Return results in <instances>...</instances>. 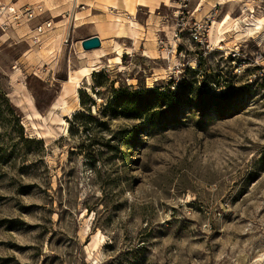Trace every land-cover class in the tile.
<instances>
[{"label":"rangeland","instance_id":"obj_1","mask_svg":"<svg viewBox=\"0 0 264 264\" xmlns=\"http://www.w3.org/2000/svg\"><path fill=\"white\" fill-rule=\"evenodd\" d=\"M176 2L128 19L97 0L127 38L95 54L69 1L0 0V264H264V0ZM156 88L183 96L110 110L114 91Z\"/></svg>","mask_w":264,"mask_h":264},{"label":"crops","instance_id":"obj_2","mask_svg":"<svg viewBox=\"0 0 264 264\" xmlns=\"http://www.w3.org/2000/svg\"><path fill=\"white\" fill-rule=\"evenodd\" d=\"M68 1V0H67ZM78 6H81L79 10H73L76 7L71 8V18L70 22L74 20H77V15L79 16V19H82V21L79 23L78 26H87L88 33L82 38H87L90 36H97L101 41L100 49L102 48L104 41L108 40L110 38L114 39H121V38H127L126 32H124L127 27H120L119 24H114L108 19L107 12L103 9L97 7L96 4L97 0H77ZM163 2V0H140L139 4L137 5V9H146L147 12V18L153 17V12L156 9V6ZM218 0H216L214 5H220L217 3ZM115 4V3H114ZM107 7V6H106ZM108 7L109 10H117L118 8ZM111 11V12H112ZM138 11H136V14ZM127 14V13H126ZM128 15V14H127ZM76 16V17H75ZM134 16L128 15V19H132ZM117 22V21H114ZM121 31L120 34L118 32ZM81 42V41H80ZM100 49H93V50H100ZM93 50L90 51H82L84 52H94ZM98 51H96L95 54H97Z\"/></svg>","mask_w":264,"mask_h":264},{"label":"trees","instance_id":"obj_3","mask_svg":"<svg viewBox=\"0 0 264 264\" xmlns=\"http://www.w3.org/2000/svg\"><path fill=\"white\" fill-rule=\"evenodd\" d=\"M184 87V84H183ZM149 93L150 95H154L157 100L160 102V106L166 105L169 108H174L178 103L179 99L183 96L181 90L180 91H171L168 89L167 91H160L156 88L154 90H139L137 92H132L129 90H117L114 91L113 95V102L114 107L110 108V110L114 114L122 115L124 118L128 119H136L141 115L140 110H146L150 103H147V100L141 99V96ZM200 94V93H199ZM205 94V93H203ZM222 96V93L218 94H209L208 99L212 101H206V99L199 97L197 102L199 106L204 107H211L217 103L218 99ZM214 111H220L219 107H214ZM143 114V112H142ZM79 116H85L82 112H77L74 117L78 119ZM15 121H18L15 115L13 116ZM23 139V137H22ZM28 140V139H26Z\"/></svg>","mask_w":264,"mask_h":264},{"label":"bare ground","instance_id":"obj_4","mask_svg":"<svg viewBox=\"0 0 264 264\" xmlns=\"http://www.w3.org/2000/svg\"><path fill=\"white\" fill-rule=\"evenodd\" d=\"M68 1L70 2L71 8L77 7V5H78V1L77 0H68ZM229 1H231V0H218L217 3L218 4H224V3L229 2ZM139 2H140V0H120V6L129 15L135 16L136 15V11H137V5L139 4ZM117 6L119 7V5H117ZM114 8H117V7L115 6ZM10 11L13 12V8L12 7L4 10V12H6L7 14H10ZM4 12H3V14H4ZM116 20L119 21L118 18ZM232 20L233 19L230 16H226V17L223 18L222 21L215 22L213 27H212L213 30L211 32V40H213L214 42H217V43L222 41L223 40L221 38L222 34H223V32L226 31L225 29H227L231 25ZM132 24H134V23L131 22V26H132ZM261 25H262V19L257 18L256 22L253 24V28L258 30V29H260ZM253 28H251V29H253ZM96 49H100V48H96ZM115 50H116V56L113 58L114 63L120 64L121 63L120 56L122 55L121 48L120 47H115ZM93 51L96 53V51H100V50H93ZM103 55H105V54L104 53L100 54L99 57H101ZM98 67L99 66L97 64H91L90 66L80 67L77 70L76 73L68 75V78H67L66 82L70 83V84H74V87L78 88V86L80 84V80L82 78H85L86 80H89V77H90V74L92 73V71L93 72L96 71V70L99 71V69H97ZM74 95H75V100H78V93H77L76 90L74 92ZM69 114H70V112H68V114L66 116H69ZM61 123L63 124V126H64L63 130L65 131V129L67 127L66 121L64 119H61ZM49 132H51V131H49Z\"/></svg>","mask_w":264,"mask_h":264},{"label":"built area","instance_id":"obj_5","mask_svg":"<svg viewBox=\"0 0 264 264\" xmlns=\"http://www.w3.org/2000/svg\"><path fill=\"white\" fill-rule=\"evenodd\" d=\"M177 2L176 3H178V4H180V8L182 9V8H186L187 7V5H188V0H176ZM177 14H182V12L181 11H179ZM50 24L49 23H47V26H49ZM194 25H195V27H194V33H193V39L194 40H196L197 42H201V40H202V38H203V34H202V32H201V25L199 24V23H196V22H194ZM41 28V27H40ZM174 37L175 38H177L178 37V34L177 33H175L174 34Z\"/></svg>","mask_w":264,"mask_h":264},{"label":"water","instance_id":"obj_6","mask_svg":"<svg viewBox=\"0 0 264 264\" xmlns=\"http://www.w3.org/2000/svg\"><path fill=\"white\" fill-rule=\"evenodd\" d=\"M81 48L84 51H90L96 48H99L101 46V41L97 36H90L87 38H84L80 42Z\"/></svg>","mask_w":264,"mask_h":264}]
</instances>
